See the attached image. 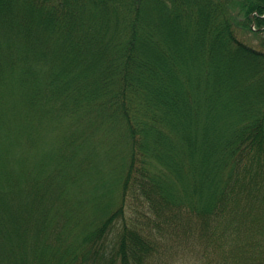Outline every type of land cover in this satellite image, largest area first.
<instances>
[{
  "label": "trees",
  "instance_id": "trees-1",
  "mask_svg": "<svg viewBox=\"0 0 264 264\" xmlns=\"http://www.w3.org/2000/svg\"><path fill=\"white\" fill-rule=\"evenodd\" d=\"M0 264H264V0H0Z\"/></svg>",
  "mask_w": 264,
  "mask_h": 264
},
{
  "label": "rangeland",
  "instance_id": "rangeland-1",
  "mask_svg": "<svg viewBox=\"0 0 264 264\" xmlns=\"http://www.w3.org/2000/svg\"><path fill=\"white\" fill-rule=\"evenodd\" d=\"M252 42V41H251ZM182 45H185V42H181V44H180V47L182 46ZM239 62H237V64H238ZM243 67H245V66H243Z\"/></svg>",
  "mask_w": 264,
  "mask_h": 264
}]
</instances>
